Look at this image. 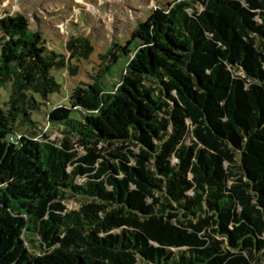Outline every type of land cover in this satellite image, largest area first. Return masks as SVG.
Masks as SVG:
<instances>
[{
  "label": "trees",
  "instance_id": "trees-1",
  "mask_svg": "<svg viewBox=\"0 0 264 264\" xmlns=\"http://www.w3.org/2000/svg\"><path fill=\"white\" fill-rule=\"evenodd\" d=\"M41 34L0 17V264H264V0L155 9L44 125L93 47Z\"/></svg>",
  "mask_w": 264,
  "mask_h": 264
},
{
  "label": "rangeland",
  "instance_id": "rangeland-1",
  "mask_svg": "<svg viewBox=\"0 0 264 264\" xmlns=\"http://www.w3.org/2000/svg\"><path fill=\"white\" fill-rule=\"evenodd\" d=\"M173 0H0V17L3 13L21 14L28 18L32 31H41L49 50L66 56L65 42L72 36L89 40L93 53L88 60L77 63L78 74L66 75L64 70L52 72L61 86L60 94H54L41 112L32 119L45 124V114L60 105H67V97L79 83H89L88 76L97 69L98 56L113 44L123 45L132 31L144 22L157 8ZM56 27V29L54 28ZM54 29V30H53ZM116 77L112 79L115 82ZM9 86L0 88V109L9 99ZM50 139L60 138L57 129L46 131ZM80 154L84 150L79 148ZM136 152V151H135ZM175 162V161H173ZM85 203L83 200L66 202L68 211H75Z\"/></svg>",
  "mask_w": 264,
  "mask_h": 264
},
{
  "label": "crops",
  "instance_id": "crops-1",
  "mask_svg": "<svg viewBox=\"0 0 264 264\" xmlns=\"http://www.w3.org/2000/svg\"><path fill=\"white\" fill-rule=\"evenodd\" d=\"M55 29H56V27H54ZM30 30H32L31 28H30ZM54 30V29H53ZM34 31V30H33ZM37 31V30H36ZM39 32H41V31H39Z\"/></svg>",
  "mask_w": 264,
  "mask_h": 264
}]
</instances>
